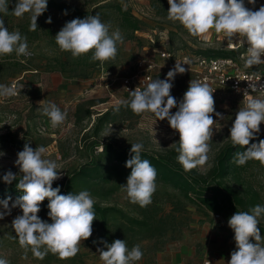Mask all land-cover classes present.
Masks as SVG:
<instances>
[{"label": "rangeland", "instance_id": "374dc122", "mask_svg": "<svg viewBox=\"0 0 264 264\" xmlns=\"http://www.w3.org/2000/svg\"><path fill=\"white\" fill-rule=\"evenodd\" d=\"M67 1L81 6L88 15L99 13L102 22L111 24L110 32L120 29L124 43L118 45L115 59L90 66L85 61L86 55L74 58L70 52L61 51L56 44L57 32L73 19L56 13L50 23L55 30L53 34L43 31L38 40L28 44L29 51L33 53L31 57H17L14 52L12 58L0 66V84L24 85L18 96L0 97V152L5 153L0 156V177L8 170L19 176L20 169L15 165V160L25 143L32 148L42 145L48 149L44 158L54 160L58 171L62 173V178L54 181L58 184L65 183L75 171L91 162H100V150L106 142L117 146L142 143L148 152L166 154L178 147L174 143L179 141V135L171 129L166 119L157 120L153 113L138 115L123 106L119 112H115L116 101L130 99V95L111 76L130 74L136 68L137 60L143 57L159 62L158 51L166 37L169 38L168 46L174 49L189 52L201 50L218 55L228 52L227 41L222 33H216L214 37L209 35L207 41L202 36H192L178 21L169 20L168 0H105L91 5H87L91 0ZM16 3L17 0H14L10 6L14 9ZM118 3L126 5L132 15L140 20L137 38H126L121 19L112 6ZM245 5L255 11L264 5V0H256L255 5L245 0ZM0 16H3L9 31H19V25L31 17V12L25 13L23 17H16L10 12ZM109 72L112 75H108ZM191 79L190 75L174 79L170 94L178 102L183 98ZM213 96L215 111L222 113L224 119L220 120L215 113L212 114L217 123L213 125L214 135L209 141L211 150L208 160L205 165L195 168L202 174L209 173L219 152L230 141L229 129L235 114L245 106L244 96L228 89H221ZM254 97L264 99V95ZM42 100L52 101L62 111H67L68 116L63 124L51 127L49 118L38 111V107H41L38 101ZM176 110L173 108L171 111L174 113ZM105 113L108 116L99 119ZM260 128L259 136H264V123ZM110 130L111 134L106 136ZM245 175L261 191L264 206V173H260L257 168H250ZM156 184L152 203L147 207L130 203L122 189L111 196L110 203L122 207L129 215L143 217L154 214V218L148 229L129 227L113 220L112 237L107 242L125 240L129 249L140 245L143 256L135 264H205L207 261L211 264H227L231 252L236 249L234 232L228 226V221L189 202L171 186L160 181H156ZM17 198L9 201L10 207ZM17 215H22V210L12 208L11 214L0 220V258L6 259L9 264H103L97 248H103L104 245L93 243L98 235L94 227L92 236L81 241L80 251L74 257L62 260L57 254L48 252L44 259L36 258L30 247L26 252L20 246L11 226ZM38 216L52 222L42 205ZM259 222L264 224V214ZM260 243L264 246V240ZM176 249L184 251L182 258L176 256Z\"/></svg>", "mask_w": 264, "mask_h": 264}, {"label": "clouds", "instance_id": "9594fccd", "mask_svg": "<svg viewBox=\"0 0 264 264\" xmlns=\"http://www.w3.org/2000/svg\"><path fill=\"white\" fill-rule=\"evenodd\" d=\"M248 3L255 5L256 0H248ZM168 4V19L178 21L192 36H202L214 30L224 35L229 47H234V42L242 37L239 42L247 45L244 67L247 69L264 64V59H261L264 56V5L253 11L246 7L245 0H168ZM8 5L9 0H0V14H9ZM47 5L48 0H17L11 14L23 17L25 13L31 12L29 31L34 32L38 29L37 19L47 11ZM122 7L127 9L126 5ZM63 14L67 15V11ZM45 22L52 23L51 17ZM110 29L111 24L102 22L99 13H96L66 22L55 35V41L61 51L70 52L74 58L92 51L91 61L104 63L115 59L118 45L124 43L120 29L111 32ZM13 52L17 57L33 55L29 51L27 37L18 30L9 31L3 16H0V56ZM190 64L187 57L183 61L176 60L165 79H152L142 89L136 87L129 91L130 99L117 100L113 109L119 112L123 106L138 115L150 112L157 120L166 119L171 129L179 135V141L174 144H178L177 161L185 172L205 165L208 160L211 150L209 141L214 135L213 125L217 123L212 114L215 113L220 120L224 119L222 113L215 111L213 93L216 89L207 82L191 79L179 102L170 94L176 75L189 70L182 65ZM243 80L249 81L247 78ZM23 87V84L16 83L0 84V97L18 96ZM249 88L252 93H264V84L251 83ZM237 91L240 89L237 88ZM243 94L245 106L236 112L229 137L234 147H247L235 153L234 162L243 166L249 160H256L264 165V139L250 143L258 138L260 125L264 123V99L255 98L247 89L243 90ZM38 104L41 106L38 111L49 118L51 127L56 128L67 119V111H62L56 103L42 100ZM173 108L177 109L174 113L171 111ZM110 134L111 130L106 136ZM143 151L142 143L131 144V158L125 163L131 172L126 184L120 187L126 192L130 203L147 207L152 203V196L157 189V171L149 160L142 159ZM47 152L45 146L32 148L25 143L23 150L17 153L15 165L20 169L19 179L11 170L2 179L6 184L18 181L16 187L22 194L11 207V196L0 200V220L10 215L12 208L18 207L22 215H17L11 226L20 246L26 252L30 247L33 255L41 260L48 252L57 254L63 260L77 255L81 241L92 236L93 221L96 219L95 200L88 190L60 194V187L54 188L53 182L61 179L62 173L58 171L54 160L44 158ZM3 155L5 153L0 152V156ZM46 198L49 201L47 215L51 223L38 216ZM262 214L264 206L256 205L249 211H236L229 218L228 226L234 232L236 249L231 252L228 264H264V246L260 243L264 237L258 227ZM93 243L104 245L103 248H97L103 264H135L143 256L140 245L129 249L125 240L116 239L108 243L100 239ZM0 264L9 262L0 258Z\"/></svg>", "mask_w": 264, "mask_h": 264}, {"label": "trees", "instance_id": "16d2710c", "mask_svg": "<svg viewBox=\"0 0 264 264\" xmlns=\"http://www.w3.org/2000/svg\"><path fill=\"white\" fill-rule=\"evenodd\" d=\"M13 1L9 0L10 13L13 10L10 3ZM102 1L105 0H91L87 5L98 4ZM112 6L121 19V26L126 32V38H137V32L141 28L140 20L135 18L129 9L124 10L121 4H113ZM65 11H67L65 16L68 18L83 19L88 16L81 6L72 4L67 0H48L47 11L37 19L38 29L34 32L29 31V18L19 25V32L27 37L28 44L38 40L43 31L53 34L55 30L52 29L51 24L45 21L48 17H51L52 20L54 14H63ZM228 53L226 52V54ZM12 54L0 56L3 60L0 62V66L7 59L12 58ZM92 54V51L87 53L85 61L90 66L98 65L99 61H91ZM107 116L108 113H105L99 119ZM260 139H264V136H258L256 140H252L250 143H258ZM246 147L244 149L240 146L234 147L230 139L228 144L219 152L216 163L208 174H202L195 169L185 172L177 161L179 155L176 151L177 147L166 154H156L144 150L141 156L142 159L149 160L156 169V181L171 186L189 202L197 204L208 213L223 216L228 221L236 211H249L256 205L262 206L263 203L261 191L254 186L245 173L250 168H257L260 173H264V165L256 160H249L243 166H238L234 162L235 153L246 150ZM130 149L131 146H117L112 142H106L100 150V162H91L75 171L63 184L53 182L54 188L60 187V194L79 193L82 190L90 192L95 200L96 219L93 221V227L98 234L96 241L100 239L107 241L112 237L111 222L113 220L121 221L134 228L148 229L152 225L151 220L154 218V214H147L143 217L132 216L126 213L122 207L109 201L111 196L121 189L120 185L126 184L127 177L131 172V169L125 167L126 161L131 158ZM17 183L18 181L14 180L11 184H6L0 177V200L9 196L12 199L20 196L22 193L17 189ZM48 203L46 198L41 204L46 214L49 211ZM258 227L260 234L264 236V224L259 222ZM253 242L255 241L253 240Z\"/></svg>", "mask_w": 264, "mask_h": 264}, {"label": "built area", "instance_id": "2783aa9c", "mask_svg": "<svg viewBox=\"0 0 264 264\" xmlns=\"http://www.w3.org/2000/svg\"><path fill=\"white\" fill-rule=\"evenodd\" d=\"M161 34L163 35V32ZM151 39L155 42L153 38ZM217 39L221 38L217 37ZM242 39L241 37L235 41L234 47H229L226 43V48L229 53L218 55L206 53L201 50L189 52L171 48L168 46L169 38L166 37L164 45L158 51L160 55L159 62L152 58L143 57L137 60L136 68H134V71L130 74L112 75L109 72L108 75H112L113 81L120 82L125 92L129 94V91L135 90L136 87L142 89L152 79H165L168 71L176 64V60L183 61V59L187 57L191 61V64L189 66H182L189 70L184 74H177L175 78L190 75L192 80L207 82L213 89H216L213 94L218 93L221 89H228L244 96L243 90L247 89L250 95L263 96L264 93H252L249 84H264V64L247 69L244 67L247 58V45H242L239 42V40ZM161 53L164 54L162 55ZM261 59H264V56H262ZM162 62L165 63L163 64ZM246 78L249 79V81L243 80ZM237 88H239L240 91H237ZM216 216L219 217L220 215L216 214ZM205 264H211V262L207 261Z\"/></svg>", "mask_w": 264, "mask_h": 264}, {"label": "crops", "instance_id": "0c3cea01", "mask_svg": "<svg viewBox=\"0 0 264 264\" xmlns=\"http://www.w3.org/2000/svg\"><path fill=\"white\" fill-rule=\"evenodd\" d=\"M257 10H258V9H257ZM215 34H216V33H215L214 30H210L209 33H207V34H205V35H202V39L208 41L209 38H206V37H209V35H210L211 37H214ZM176 250H177V252H176V256L182 258V257H183V254H185L184 251H182V250H178V249H176ZM180 262H182V261H180ZM218 264H226V263H218ZM227 264H228V262H227Z\"/></svg>", "mask_w": 264, "mask_h": 264}]
</instances>
